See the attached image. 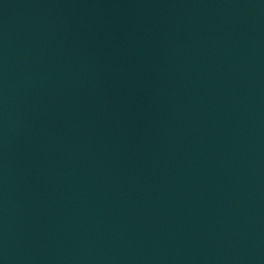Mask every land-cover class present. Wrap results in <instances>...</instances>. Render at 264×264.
<instances>
[{
    "label": "water",
    "instance_id": "1",
    "mask_svg": "<svg viewBox=\"0 0 264 264\" xmlns=\"http://www.w3.org/2000/svg\"><path fill=\"white\" fill-rule=\"evenodd\" d=\"M0 264H264V0H0Z\"/></svg>",
    "mask_w": 264,
    "mask_h": 264
}]
</instances>
